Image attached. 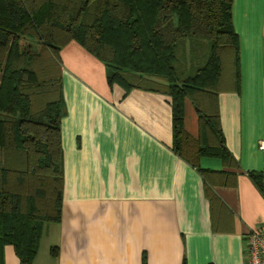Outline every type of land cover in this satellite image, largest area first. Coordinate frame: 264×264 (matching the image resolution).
Wrapping results in <instances>:
<instances>
[{
    "label": "crops",
    "instance_id": "obj_1",
    "mask_svg": "<svg viewBox=\"0 0 264 264\" xmlns=\"http://www.w3.org/2000/svg\"><path fill=\"white\" fill-rule=\"evenodd\" d=\"M232 24L239 90L231 74L223 76L229 86L217 105L233 163L201 156L205 180L173 150L168 95L125 93L75 40L60 48L61 218L44 226L32 264L245 263V235L264 230V0H233ZM198 123L185 98L184 130L193 142ZM3 256L4 264H19L11 245Z\"/></svg>",
    "mask_w": 264,
    "mask_h": 264
},
{
    "label": "trees",
    "instance_id": "obj_2",
    "mask_svg": "<svg viewBox=\"0 0 264 264\" xmlns=\"http://www.w3.org/2000/svg\"><path fill=\"white\" fill-rule=\"evenodd\" d=\"M232 1L0 0V264L6 245L32 264L44 226L61 218L59 50L71 40L104 64L109 85L171 98L173 150L204 180L201 156L233 163L217 105L229 86L225 54L239 90ZM185 98L198 113L196 142L184 130Z\"/></svg>",
    "mask_w": 264,
    "mask_h": 264
},
{
    "label": "built area",
    "instance_id": "obj_3",
    "mask_svg": "<svg viewBox=\"0 0 264 264\" xmlns=\"http://www.w3.org/2000/svg\"><path fill=\"white\" fill-rule=\"evenodd\" d=\"M259 148L264 150V139L258 143ZM261 174L264 176V160ZM246 258L244 264H264V230L253 228L245 235Z\"/></svg>",
    "mask_w": 264,
    "mask_h": 264
},
{
    "label": "rangeland",
    "instance_id": "obj_4",
    "mask_svg": "<svg viewBox=\"0 0 264 264\" xmlns=\"http://www.w3.org/2000/svg\"><path fill=\"white\" fill-rule=\"evenodd\" d=\"M233 66L231 62V54H225L223 58V76H228L229 74H232ZM228 84V83H226Z\"/></svg>",
    "mask_w": 264,
    "mask_h": 264
}]
</instances>
